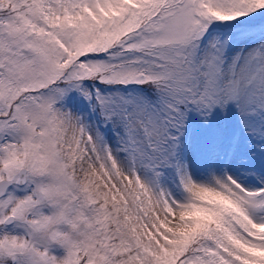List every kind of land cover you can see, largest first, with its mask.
Segmentation results:
<instances>
[{"label":"snow or ice","instance_id":"snow-or-ice-1","mask_svg":"<svg viewBox=\"0 0 264 264\" xmlns=\"http://www.w3.org/2000/svg\"><path fill=\"white\" fill-rule=\"evenodd\" d=\"M0 264H264V0H0Z\"/></svg>","mask_w":264,"mask_h":264}]
</instances>
